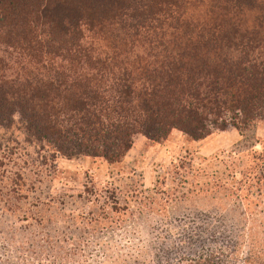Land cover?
<instances>
[{"label":"trees","instance_id":"obj_1","mask_svg":"<svg viewBox=\"0 0 264 264\" xmlns=\"http://www.w3.org/2000/svg\"><path fill=\"white\" fill-rule=\"evenodd\" d=\"M0 51V127L61 158L264 120V0H0Z\"/></svg>","mask_w":264,"mask_h":264},{"label":"rangeland","instance_id":"obj_2","mask_svg":"<svg viewBox=\"0 0 264 264\" xmlns=\"http://www.w3.org/2000/svg\"><path fill=\"white\" fill-rule=\"evenodd\" d=\"M36 148L0 127V264H264V120L113 165Z\"/></svg>","mask_w":264,"mask_h":264}]
</instances>
